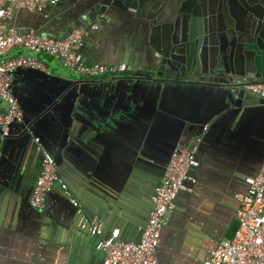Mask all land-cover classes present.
<instances>
[{
    "label": "crops",
    "instance_id": "0c3cea01",
    "mask_svg": "<svg viewBox=\"0 0 264 264\" xmlns=\"http://www.w3.org/2000/svg\"><path fill=\"white\" fill-rule=\"evenodd\" d=\"M99 0H60L41 12L13 9L4 25L52 39L88 28V63L132 65L133 72L87 77L42 53L47 68L17 70L10 91L22 113L9 137L0 134V264H102L96 238L78 227L75 208L54 183L41 208L30 204L40 170V140L86 217L104 234L119 229L137 241L151 195L176 144L198 138L194 182L178 192L156 249L160 264H201L236 228V195L264 167V102L230 103L211 74L165 81L145 19L100 12ZM96 23V29L90 24ZM230 77V76H228ZM233 78V77H232ZM231 78V79H232ZM5 107L0 101V112ZM28 129V130H27Z\"/></svg>",
    "mask_w": 264,
    "mask_h": 264
},
{
    "label": "built area",
    "instance_id": "2783aa9c",
    "mask_svg": "<svg viewBox=\"0 0 264 264\" xmlns=\"http://www.w3.org/2000/svg\"><path fill=\"white\" fill-rule=\"evenodd\" d=\"M60 0H0V101L5 107L0 112V133L9 134L14 124L21 122L22 113L10 91L12 72L18 68L35 69L46 72V65L30 55L8 56L14 49L42 53L56 58L62 66L74 73L98 77L133 72L135 68L126 63H88L82 53L88 28L77 26L61 39H52L33 29L19 32L12 26H5L13 9L23 8L41 12L46 6ZM96 29V23L90 24ZM235 82L244 90L264 99V80L246 76L235 77ZM36 151L40 154V170L35 180L30 204L41 208L46 195L54 183H58L60 193L75 208L78 227L96 238L95 248L104 255L102 264H160L156 249L160 232L166 217L174 208L178 192L188 190L187 182H194L191 170L199 165L197 138L189 146L176 144L168 158L163 174L151 195L152 207L146 223L140 228L137 241H125L115 228L104 234V224L97 217H86L67 185L59 178L53 156L43 149L38 137L32 138ZM246 189L236 195V228L231 238L221 240L209 251L201 264H264V167L253 176L245 178Z\"/></svg>",
    "mask_w": 264,
    "mask_h": 264
},
{
    "label": "water",
    "instance_id": "95a60500",
    "mask_svg": "<svg viewBox=\"0 0 264 264\" xmlns=\"http://www.w3.org/2000/svg\"><path fill=\"white\" fill-rule=\"evenodd\" d=\"M99 3L102 13L109 9L146 20L160 55L158 75L165 81L179 80L186 74H211L223 78L218 83L230 103L264 102L234 80L241 76L264 80V0H99ZM11 131L6 136L0 134L9 137Z\"/></svg>",
    "mask_w": 264,
    "mask_h": 264
}]
</instances>
